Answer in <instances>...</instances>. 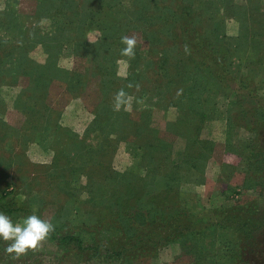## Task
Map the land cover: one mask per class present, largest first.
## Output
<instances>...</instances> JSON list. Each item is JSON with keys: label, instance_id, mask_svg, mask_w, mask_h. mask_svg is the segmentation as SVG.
Returning <instances> with one entry per match:
<instances>
[{"label": "rangeland", "instance_id": "374dc122", "mask_svg": "<svg viewBox=\"0 0 264 264\" xmlns=\"http://www.w3.org/2000/svg\"><path fill=\"white\" fill-rule=\"evenodd\" d=\"M104 1L116 11L110 25L98 0H82L78 21L68 26L60 0L41 8L43 0H0L1 190L20 189L41 218L63 222L166 191L174 202L189 198L204 208L264 200V181L248 179L251 159L242 154L257 137L244 111L249 90L233 91V73L264 91V0H199L191 12L186 5L196 0ZM187 28L195 46L205 47L203 60L235 61L223 80L188 57L181 45ZM123 36L137 38L134 59L121 56ZM13 59L25 60L18 66ZM105 87L123 88L128 110L114 111ZM262 100H253L258 117ZM102 118L110 122L105 129ZM9 243H0V264L9 262ZM257 243L250 255L264 261ZM56 249L47 240L36 264H54ZM189 254L173 243L147 264H192Z\"/></svg>", "mask_w": 264, "mask_h": 264}, {"label": "trees", "instance_id": "16d2710c", "mask_svg": "<svg viewBox=\"0 0 264 264\" xmlns=\"http://www.w3.org/2000/svg\"><path fill=\"white\" fill-rule=\"evenodd\" d=\"M46 1L48 0H43L40 8L43 7V4L47 6ZM81 1L60 0L58 7L60 9L66 7L69 11V13L67 11L59 12L63 24L75 25L78 16L81 14L78 11ZM198 1L193 2L191 6L186 5V10L191 12L195 8H199L203 2ZM71 2H74V4H70ZM176 2H181V0H176ZM96 3L98 10L101 9V12L97 9L96 11L101 15L104 12V21H107L106 24L110 25L108 19L110 17L114 19L116 11H113L111 4L106 3L104 0H98ZM186 6H183L182 9ZM108 11H110L109 14H107ZM182 14L186 13L183 12ZM147 15L151 16L152 14ZM196 15H200L198 11ZM52 17L55 19L54 16ZM92 17L100 19V17ZM143 17L136 16L133 20L139 21ZM80 20L84 21L85 19L80 17ZM106 29L104 28V30ZM188 29L183 32L181 43L185 46L188 57L190 59L191 57L194 58L191 60L200 65L198 68L202 72L206 70L213 77L223 80L224 69H226V73L232 71L230 67L235 65V61L227 55L214 56L216 60L207 55L203 60L199 53L203 48L205 50V47L203 45L195 46L197 40L195 39L194 42L190 40L191 34ZM261 32H264V30ZM35 34L39 33L34 31ZM107 34H111V32ZM170 58L169 54H165L163 62H168ZM227 59L229 61L225 64ZM13 60L14 65L19 66L24 63L25 59ZM63 71L64 69H57V73ZM38 73H40V69H38ZM233 75L235 83H237L236 87L233 88L235 93L240 91L242 87H247L246 90H249L245 92L247 94L244 97L245 99L243 98L244 103H247L244 106V111L246 115L249 112L251 113L249 116L250 123L254 124L253 130L257 134L254 141L242 153L245 157L247 155L251 159L250 162L253 161V157L255 158V166L250 162L248 163L251 168L250 177H252H248V179L254 180V183L264 181V111L258 117V110L253 107L255 97L262 100L259 94L264 95V91L263 93L258 92L255 86L256 83L252 82L251 79L249 80L246 77L241 79L242 76L239 77L240 75L235 73ZM105 90L108 91L107 94L115 95L120 89L105 87ZM248 101H251V103L249 104ZM123 114L125 115L124 112ZM109 119L112 120L110 116ZM109 123L108 118H105V120L102 118L103 129ZM257 156H259V160H256ZM80 168L82 170V166ZM67 181V178L62 179V182ZM2 187L0 186V211L9 214L14 221L27 216L26 209L28 205L33 211V207H31L32 199L22 201L18 197V194L22 192L20 189L9 191L6 189L1 190ZM62 187L66 186L63 185ZM168 193L166 191L161 195L151 196L148 201L147 199L150 196L145 200H138L134 203L120 202L111 206L110 209L104 210L98 218L94 214L89 218L87 217L86 221L63 222L56 218L52 221L56 225L55 232L48 239L51 245L57 246L56 250H51L53 251V255L50 253L51 261L54 264H147V260L158 257L163 248L178 243L185 253H190L189 255L193 257L192 264H264V261H257L255 256L251 257L250 255L251 245L253 246L255 242L261 245L256 246V249L264 250V204L262 203L264 200L261 201L256 198L255 201L244 204L238 202L230 206L204 208L189 198L185 203H181V200L179 203L174 202L172 195ZM177 196H179V193L176 194ZM37 213L41 214V210H38ZM225 231H228V237ZM256 233H258V236L253 240ZM2 241L3 239L0 238V243ZM247 246L250 247L246 249ZM1 249H4L3 245H1ZM41 252L42 250L30 251L26 256H21L19 259H13L12 255L10 258L6 252V259L9 262L12 259L13 264H36L38 260L42 261L36 257ZM9 262H6V264Z\"/></svg>", "mask_w": 264, "mask_h": 264}, {"label": "clouds", "instance_id": "9594fccd", "mask_svg": "<svg viewBox=\"0 0 264 264\" xmlns=\"http://www.w3.org/2000/svg\"><path fill=\"white\" fill-rule=\"evenodd\" d=\"M121 43L126 47L121 49V56L134 59L136 56L137 38L135 36H123ZM128 87H132L131 84ZM139 91V85H136ZM130 102V96L123 88L114 95V111H119L121 107L127 109ZM56 225L50 219L41 218L37 214V209H33L32 214L18 220L0 211V238L4 241H10L5 251L12 255L13 259H19L26 256L30 251H40L44 243L55 232Z\"/></svg>", "mask_w": 264, "mask_h": 264}]
</instances>
